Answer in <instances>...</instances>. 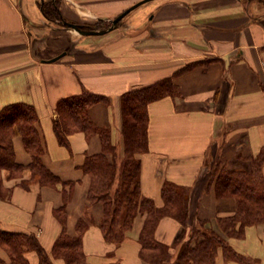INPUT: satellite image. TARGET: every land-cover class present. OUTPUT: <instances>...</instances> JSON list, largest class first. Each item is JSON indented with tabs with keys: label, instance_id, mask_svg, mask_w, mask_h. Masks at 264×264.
<instances>
[{
	"label": "crops",
	"instance_id": "0c3cea01",
	"mask_svg": "<svg viewBox=\"0 0 264 264\" xmlns=\"http://www.w3.org/2000/svg\"><path fill=\"white\" fill-rule=\"evenodd\" d=\"M45 1L0 0V108L17 101L35 107L43 163L60 181L72 183L64 186L70 193L67 234L76 235L80 219L88 225L82 235L86 264L147 262L137 239L145 214L136 213L115 247L98 226L101 204L87 200L90 176L81 166L87 155L101 151L99 136L73 132L69 147L55 136L56 102L83 90L107 98L91 105L89 116L95 125L110 128L121 158L120 96L173 78L178 94L148 105V150L137 154L139 189L161 206L164 180L189 187L191 223L204 220L220 232L217 220L234 216L236 202L217 198L211 173L216 166L250 169L249 157L264 147V0H149L100 35L80 34L47 19L41 10ZM57 1L65 21L95 25L110 22L139 0ZM13 146L16 161L28 165L31 158L19 134ZM2 180L9 193L0 198V229L34 234L53 264H66L51 252L61 230L54 210L62 205L63 186L40 185L28 168L17 178L4 170ZM156 226V239L171 246L174 257L183 227L171 217ZM228 243L252 264H264V223ZM25 256L29 264H39L34 251ZM0 260H9L1 246Z\"/></svg>",
	"mask_w": 264,
	"mask_h": 264
},
{
	"label": "trees",
	"instance_id": "16d2710c",
	"mask_svg": "<svg viewBox=\"0 0 264 264\" xmlns=\"http://www.w3.org/2000/svg\"><path fill=\"white\" fill-rule=\"evenodd\" d=\"M43 15L62 23L65 18L59 10L57 0L41 3ZM110 22L98 21L95 25L82 24L83 29H104ZM188 68V65L185 66ZM183 69V68H182ZM178 89L172 77L162 78L151 84L131 88L120 96V132L122 155L117 163L116 146L108 127L95 125L89 116V107L97 102H107L103 95L83 90L78 94L58 99L55 106L56 117L53 130L57 141L69 147L68 135L81 131L89 138L97 134L101 141V151L87 155L82 169L90 176L87 191L89 203H100L102 216L99 221L105 242L115 247L122 243L126 232L131 229L136 213L145 214L139 234V255L147 264H252L250 258L228 243L231 237L242 238L245 229L264 223V147L254 157L250 156V169H226L215 167L209 183L213 184L218 197L234 198V216L219 218L217 232L207 221L197 219L191 223L188 198L189 187L164 180L161 188L163 204L156 206L152 199L141 194L140 161L137 154L148 150V105L165 96L174 97ZM35 107L27 102L17 101L0 108V198L7 197L9 189L3 186L2 173L8 172L9 178L22 175L25 168L31 170L40 185L56 186L61 184L62 205L54 210L61 225L60 233L52 247V255L62 257L66 264H86L82 251V235L87 223L77 222V233L70 236L66 231L65 207L70 193L64 186L72 183L62 182L43 163L44 145L38 127ZM21 136L23 146L31 160L28 165L16 161L13 138ZM25 186V184L23 183ZM171 217L188 231L175 241L178 246L173 257L171 246L156 239L155 232L161 218ZM0 246L7 252L8 261L0 264H29L25 253L34 251L39 264H53L50 256L31 233L6 231L0 229ZM108 264H121L118 260Z\"/></svg>",
	"mask_w": 264,
	"mask_h": 264
},
{
	"label": "water",
	"instance_id": "95a60500",
	"mask_svg": "<svg viewBox=\"0 0 264 264\" xmlns=\"http://www.w3.org/2000/svg\"><path fill=\"white\" fill-rule=\"evenodd\" d=\"M147 1H149V0H139V1H137L136 3H134L133 5H131L130 7H128L126 10H124L123 12H121L120 14H118L116 17H114L111 20V25L109 27H107V28H104V29H98V30L91 29V30H89V29H83L81 24L71 23V22H68V21H63L62 23H63V25L65 27L74 29L75 31H77L80 34H84V35H100V34H104V33L109 32L110 30L114 29L115 26H117L118 21L126 13H128L129 11L133 10L137 6L143 4V3L147 2ZM57 58L58 57L56 56V57L50 59L49 61H54Z\"/></svg>",
	"mask_w": 264,
	"mask_h": 264
},
{
	"label": "rangeland",
	"instance_id": "374dc122",
	"mask_svg": "<svg viewBox=\"0 0 264 264\" xmlns=\"http://www.w3.org/2000/svg\"><path fill=\"white\" fill-rule=\"evenodd\" d=\"M122 12H123V11H122ZM116 161H117V163H120L121 159L117 156ZM33 176H35V175H33ZM35 178L37 179V177H35ZM217 261H219V258H218ZM218 264H219V263H218Z\"/></svg>",
	"mask_w": 264,
	"mask_h": 264
}]
</instances>
